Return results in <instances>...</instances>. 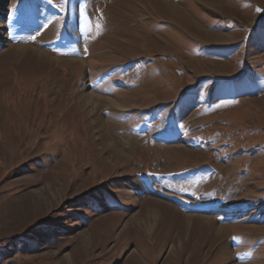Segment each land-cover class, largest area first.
Segmentation results:
<instances>
[{
  "label": "rangeland",
  "instance_id": "1",
  "mask_svg": "<svg viewBox=\"0 0 264 264\" xmlns=\"http://www.w3.org/2000/svg\"><path fill=\"white\" fill-rule=\"evenodd\" d=\"M0 264H264V0H0Z\"/></svg>",
  "mask_w": 264,
  "mask_h": 264
},
{
  "label": "bare ground",
  "instance_id": "2",
  "mask_svg": "<svg viewBox=\"0 0 264 264\" xmlns=\"http://www.w3.org/2000/svg\"><path fill=\"white\" fill-rule=\"evenodd\" d=\"M170 10V9H169ZM173 10V9H172ZM174 12V11H173ZM181 21V20H180ZM182 22V21H181ZM187 24V23H186ZM190 25H192V24H190ZM89 100H91V98L90 97H88V98H84L83 99V103L84 104H86V101H89ZM118 155V154H117ZM119 157V156H118ZM150 213V212H149ZM151 220V219H150ZM145 222V221H144Z\"/></svg>",
  "mask_w": 264,
  "mask_h": 264
},
{
  "label": "snow or ice",
  "instance_id": "3",
  "mask_svg": "<svg viewBox=\"0 0 264 264\" xmlns=\"http://www.w3.org/2000/svg\"><path fill=\"white\" fill-rule=\"evenodd\" d=\"M49 2H50V0H49Z\"/></svg>",
  "mask_w": 264,
  "mask_h": 264
}]
</instances>
